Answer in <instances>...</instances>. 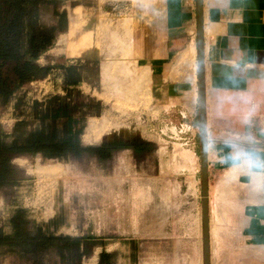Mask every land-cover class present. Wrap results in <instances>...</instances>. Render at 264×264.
I'll return each mask as SVG.
<instances>
[{
	"label": "rangeland",
	"instance_id": "374dc122",
	"mask_svg": "<svg viewBox=\"0 0 264 264\" xmlns=\"http://www.w3.org/2000/svg\"><path fill=\"white\" fill-rule=\"evenodd\" d=\"M156 1L159 0H63L59 6V12L66 13L65 30L39 64L69 65L77 61L73 63L83 68L79 91L98 103L95 115L84 121L83 144L145 141L152 147L140 162L128 150L116 154L107 166L87 158H16L13 163L25 179L14 188L0 190V230L4 233H10L8 220L12 214L22 210L29 220L44 225L46 232L85 237L104 245L93 248L80 264H98L102 250L113 254V264H192L193 259L194 264H203L200 130L193 128L192 121L188 123L190 117L172 120L161 116V125L156 126L161 119L149 101L150 71L136 59L139 19H148L150 2ZM41 21L47 26L56 24L52 6L43 9ZM184 51L182 58L194 81V60L186 54L187 47ZM63 76L62 71L53 70L47 77L24 86L8 104L0 105V129L11 132L18 119H26L30 129L36 128L38 122L31 118L34 103L63 96ZM188 100L190 97L185 103ZM178 123L176 135L174 129L173 133L166 129ZM194 146L196 158L192 154ZM178 147L182 152L178 149L179 155L175 156ZM211 169L209 224L215 212L227 210L221 228H217L223 234H219L222 241L210 244L211 264H259L263 253L241 243L238 227L242 224L229 219L228 212L234 206L224 195L232 189L224 180L230 171L226 174ZM63 172L67 177L60 175ZM213 249H221L224 259L228 258L226 262L231 261L225 263L221 251ZM215 252L221 256L217 258ZM0 264L32 262L24 254L11 252L0 255ZM49 264L60 263L50 255Z\"/></svg>",
	"mask_w": 264,
	"mask_h": 264
},
{
	"label": "crops",
	"instance_id": "0c3cea01",
	"mask_svg": "<svg viewBox=\"0 0 264 264\" xmlns=\"http://www.w3.org/2000/svg\"><path fill=\"white\" fill-rule=\"evenodd\" d=\"M150 5L135 43L138 64L150 71L149 101L161 119L156 126L161 116L190 117L188 123L199 129L197 0ZM202 19L208 175L211 168L233 171L227 176L232 190L226 197L234 206L229 219L242 224L241 243L264 255V0H202ZM190 43L196 50L194 81L182 58ZM178 125L166 129L176 135ZM210 244L211 235V264ZM258 260L264 264L263 256Z\"/></svg>",
	"mask_w": 264,
	"mask_h": 264
},
{
	"label": "trees",
	"instance_id": "16d2710c",
	"mask_svg": "<svg viewBox=\"0 0 264 264\" xmlns=\"http://www.w3.org/2000/svg\"><path fill=\"white\" fill-rule=\"evenodd\" d=\"M63 0H0V105L8 104L27 84L47 77L53 70L63 76V96L35 102L31 118L38 126L30 129L26 119H18L12 131L0 129V190L16 187L25 177L14 165L20 157L69 161L93 159L107 166L120 152L131 151L138 162L145 158L152 145L145 141H103L84 145V121L95 115L98 103L79 91L83 68L71 61L69 65L43 66L40 58L50 50L59 33L66 27V13L59 12ZM52 6L55 25L41 21L43 9ZM75 62V63H73ZM150 147V148H149ZM10 233L0 230V255L16 252L29 257L32 264H49V256L60 264H80L95 247L103 248L85 237L57 235L46 232L45 226L29 220L25 211L17 210L8 220ZM51 231V230H50ZM98 264H113V254L102 250Z\"/></svg>",
	"mask_w": 264,
	"mask_h": 264
},
{
	"label": "water",
	"instance_id": "95a60500",
	"mask_svg": "<svg viewBox=\"0 0 264 264\" xmlns=\"http://www.w3.org/2000/svg\"><path fill=\"white\" fill-rule=\"evenodd\" d=\"M197 55H198V82H199V121H200V162H201V189H202V241L203 264H210L209 256V210H208V173L205 136V109H204V75H203V19L202 0H197Z\"/></svg>",
	"mask_w": 264,
	"mask_h": 264
},
{
	"label": "bare ground",
	"instance_id": "6f19581e",
	"mask_svg": "<svg viewBox=\"0 0 264 264\" xmlns=\"http://www.w3.org/2000/svg\"><path fill=\"white\" fill-rule=\"evenodd\" d=\"M190 31H191V30H190ZM207 31H208V30H207ZM191 33H193V32L191 31ZM207 33H209V32H207ZM110 37H111V36H110ZM112 38H113V37H112ZM191 38H192V37H191ZM127 42H128V41H127ZM130 44H131V43H130ZM130 44L128 43L129 47H130ZM126 45H127V44H126ZM131 46H133V45H131ZM132 49H133V48H132ZM131 53H133V52H131ZM182 54H183V53H182ZM184 54H185V51H184ZM186 54H187L188 56H190L192 60L195 59V56H196V50H195V47H194L193 43H190V44L187 46ZM104 69H105V68H104ZM108 78H109V77H108ZM178 146H179V145H178ZM176 147H177V146H176ZM178 149H179V147H178L177 149L175 148L176 151H174V152H177ZM181 150H182V149H179L180 152H182ZM179 151H178V152H179ZM178 152H177V153H174L175 156L178 154ZM186 152H187V151L185 150V153H186ZM189 152H190V151H189ZM189 152H188V153H189ZM190 153H191V152H190ZM182 154H183V153H181L180 155H182ZM178 155H179V154H178ZM178 155H177V156H178ZM183 155H184V154H183ZM183 155L181 156L182 158H183ZM186 155H187V153H186ZM189 155H190V157H193V155H191V154H189ZM189 155H188V156H189ZM184 156H185V155H184ZM173 157H174V156H173ZM194 157H195V156H194ZM194 157H193V158H194ZM184 158H185V157H184ZM184 158H183V159H184ZM188 158H189V157H188ZM195 158H196V157H195ZM175 159H176V158H175ZM176 160H178V159H176ZM184 160H185V159H184ZM192 160H193V159H192ZM174 161H175V160H174ZM178 162H179V160H178ZM186 162H187V161H186ZM193 162H194V161H193ZM180 163H181V161L179 162V164H180ZM182 163H184V162L182 161ZM175 164H176V163H175ZM191 164H192V163H191ZM176 166H177V165H176ZM177 167H179V166H177ZM180 167H181V166H180ZM182 167H183V166H182ZM184 167H185V165H184ZM233 170H234V169H233ZM64 172H65V171H64ZM64 172L61 173L60 175H63L64 177H67V175H66ZM66 172H68V171L66 170ZM231 172L233 173V171H230V173H231ZM232 173H231V174H232ZM231 174H228V175H229L230 177H233L234 175L231 176ZM235 174H236V172H235ZM229 176H228V179H229ZM62 179H63V178H62ZM228 179L226 178V180H228ZM226 180H225V181H226ZM143 188H144V187H143ZM139 191H140V190H139ZM225 195H226V194H225ZM225 195H224V198L227 196V195H226V196H225ZM222 198H223V197H222ZM224 198H223V199H224ZM227 199H228V198H227ZM227 199H225V200H227ZM220 200H221V199H220ZM228 200H229V199H228ZM221 202H224V205H225V201H224V200H222ZM230 202H231V201H230ZM219 203H220V202H219ZM228 203H229V201H228ZM235 203H236V202H235ZM233 204H234V201H233ZM218 205H219V204H218ZM218 205H217V206H218ZM226 205H228V204H226ZM222 206H223V205H222ZM219 207H220V205L218 206V210L220 209ZM215 208H216V207H215ZM222 208H223V207H222ZM215 210H216V209H215ZM226 212H227V210L224 211V210H221V209L219 210V212H215V213H214L215 217L213 216V217H214V221H212V223H210V224H212V225H211L212 227H210V228H211V232H209V234L211 235V240H212V242L214 243V244L212 243L213 245H215V244L217 243V242H215L216 240L219 242V241L221 240V238H222V236H220V235H223V234H221V233L219 232L220 229H217V228H221V224H222V221H223L222 219H223L224 217L226 218V216H225V215H226ZM212 219H213V218H212ZM224 221H225V220H224ZM224 223H226V221H225ZM224 226H225V225H224ZM226 226H227V225H226ZM222 228L224 229L223 226H222ZM227 228H228V227H227ZM227 228H226V229H227ZM223 229H221V230H223ZM222 232H223V231H222ZM227 232H229V231H226V232H223V233H227ZM219 234H220V235H219ZM199 235H200V233H199ZM210 235H209V240H210ZM228 235H229V234H228ZM228 235H227V236H228ZM232 235H234V234H232ZM224 236H225V235H224ZM225 238H227V237H225ZM231 239H232V238H231ZM226 240H227V239H226ZM226 240H224V241H226ZM221 241H222V240H221ZM232 241H233V240H232ZM226 242L229 243L230 241L228 242V240H227ZM226 242H225V244H226ZM222 243H223V242H222ZM233 243H234V242H233ZM220 244H221V242H220ZM227 245H228V244H227ZM227 245H226V246H227ZM223 246H224V245H223ZM220 247H221V246H220ZM226 248H227V247H226ZM221 249H222V248H221ZM221 249H220V251H221ZM199 250H200V249H199ZM213 250H214V249H213ZM217 250H218V249H217ZM217 250H214V251H217ZM224 250H225V247H224ZM224 250H223V252H224ZM243 250H244V249H243ZM218 251H219V250H218ZM220 251H219V252H220ZM227 251H230V250H227ZM231 251H232V250H231ZM231 251H230V253H231ZM211 252H212V250H211ZM225 253H226V251H225ZM225 253H224V254H225ZM232 253H233V252H232ZM232 253H231V254H232ZM248 253H249V251H248ZM217 254H218V252H217V253L215 252V255H216V256H217ZM221 254H222V251H221ZM227 254H228V253H227ZM237 254H238V253H237ZM241 254H242V252H241ZM250 254H252V253H250ZM242 255H244V254H242ZM216 256H215V258H216ZM218 256L220 257L221 255L219 254ZM218 256H217V258H218ZM225 256H226V254H225ZM230 256H231V255H230ZM253 256H254V255H253ZM222 257H223V254H222ZM197 258H198V257H197ZM217 258H216V259H217ZM237 258H238V257H237ZM192 259H193V258H192ZM201 259H202V258H201ZM222 259H224V257H223ZM227 259H228V258H227ZM227 259H224V262H225V263H228V262L231 261V260H229V261L226 262ZM233 259H234V258H233ZM195 260H196V259L191 260V261H192V264H194L193 261H195ZM197 260H198V259H197ZM217 260H218V259H217ZM219 260H220V259H219ZM219 260H218V261H219ZM238 260H239V259H238ZM220 261H221V260H220ZM189 262H190V261H189ZM189 262H188V263H189ZM222 262H223V261H222ZM188 263H187V264H188ZM219 263H221V262H219ZM232 263H233V262H232ZM195 264H196V263H195ZM216 264H217V262H216ZM221 264H223V263H221ZM229 264H230V263H229Z\"/></svg>",
	"mask_w": 264,
	"mask_h": 264
}]
</instances>
